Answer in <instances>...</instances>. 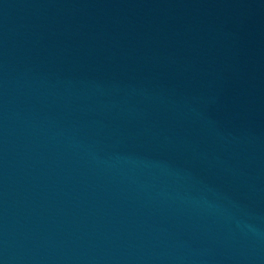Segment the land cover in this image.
I'll use <instances>...</instances> for the list:
<instances>
[{
  "label": "water",
  "instance_id": "obj_1",
  "mask_svg": "<svg viewBox=\"0 0 264 264\" xmlns=\"http://www.w3.org/2000/svg\"><path fill=\"white\" fill-rule=\"evenodd\" d=\"M0 264H264V0H0Z\"/></svg>",
  "mask_w": 264,
  "mask_h": 264
}]
</instances>
